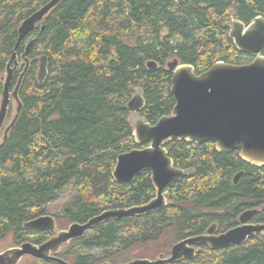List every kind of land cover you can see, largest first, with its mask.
Segmentation results:
<instances>
[{
  "label": "trees",
  "instance_id": "1",
  "mask_svg": "<svg viewBox=\"0 0 264 264\" xmlns=\"http://www.w3.org/2000/svg\"><path fill=\"white\" fill-rule=\"evenodd\" d=\"M48 0H0V76L17 42L21 21ZM264 16V0H63L32 32L30 67L19 89L22 109L0 146V241L42 242L45 231L23 228L45 212L60 194L73 195L56 212L59 223H84L107 208L143 204L155 195L150 173L131 182L112 177L117 156L138 147L128 122L130 86L143 90L139 115L155 124L171 113L168 59L189 63L200 74L215 62L242 64L224 23H248ZM27 39L15 51L23 61ZM47 58V75L36 79L37 57ZM157 63L155 69L146 62ZM251 61V60H250ZM2 80L0 79V94ZM11 108L6 119L8 122ZM176 167L191 172L174 182L167 204L143 215L109 218L69 242L58 255L72 264L109 260L122 264L136 257L169 254L177 241L238 224L239 213L260 207L253 223H264V166L242 160L239 151L216 150L211 141H165ZM242 172L237 182L235 174ZM191 260L173 264H264V231L245 243L212 250L198 246ZM103 253L93 260L92 251ZM55 264V263H48Z\"/></svg>",
  "mask_w": 264,
  "mask_h": 264
},
{
  "label": "water",
  "instance_id": "2",
  "mask_svg": "<svg viewBox=\"0 0 264 264\" xmlns=\"http://www.w3.org/2000/svg\"><path fill=\"white\" fill-rule=\"evenodd\" d=\"M61 1L48 0L23 19L17 28L16 45L0 76V146L7 139L22 109L18 92L30 67L28 54L34 41L32 32L38 25L43 29L44 18ZM224 26L228 27V36L235 47L253 59L242 64L220 60L200 74H196L189 63H181L176 57L168 59L165 69L171 73L170 92L175 104L171 113L162 115L155 124H150L139 115V110L144 106L142 88L129 87L128 122L138 147L117 156L112 177L117 182H131L136 175L148 171L155 189L154 197L143 204L104 209L84 223H69L66 229H57L55 217L51 214L29 218L23 223L24 229L45 231L50 236L39 244L23 241L15 247L0 248V264H22L28 257L39 262L72 264L58 253L93 226L111 217L119 219L143 215L150 210L163 208L168 202L166 194L172 184L191 172L190 169L174 165L164 147L167 140H187L195 144L211 141L220 152L238 150L245 162L264 166V16H256L248 23L233 19ZM23 39H27L20 55L24 65L12 86L13 75L19 65L15 48ZM37 59L36 79L42 83L47 75V58L40 55ZM146 67L155 69L157 63L148 60ZM10 108V118L5 124ZM241 175L242 172L235 174L234 182ZM258 211L260 209L257 207L241 211L237 217L238 224L222 232H217L218 224L213 222L204 233L190 235L174 243L167 256L158 253L154 258L136 257L122 264H173L193 259L201 245L217 250L245 243L264 231V223L249 222ZM94 264L111 263L103 260Z\"/></svg>",
  "mask_w": 264,
  "mask_h": 264
},
{
  "label": "rangeland",
  "instance_id": "3",
  "mask_svg": "<svg viewBox=\"0 0 264 264\" xmlns=\"http://www.w3.org/2000/svg\"><path fill=\"white\" fill-rule=\"evenodd\" d=\"M253 57L249 60H242V62H250V60H252ZM11 106V105H10ZM73 195L72 189L71 188H66L61 194L60 196L57 198L56 201H54L52 204L47 205L45 208V212L48 214H56V212L64 205V203L66 201H68V199ZM260 210H262V208L257 207ZM259 212V211H258ZM69 223L65 224V223H59V220H57V229H66L68 227ZM11 244V237L7 236L5 237L3 240L0 241V248L1 249H5L7 246H10ZM12 245V244H11ZM93 254V260L100 258L101 256H103V253L96 250V251H92L91 252ZM150 258V257H149ZM25 261H23L24 263ZM29 262V260H28ZM22 263V264H23Z\"/></svg>",
  "mask_w": 264,
  "mask_h": 264
},
{
  "label": "flooded vegetation",
  "instance_id": "4",
  "mask_svg": "<svg viewBox=\"0 0 264 264\" xmlns=\"http://www.w3.org/2000/svg\"><path fill=\"white\" fill-rule=\"evenodd\" d=\"M248 209V208H247ZM254 216V215H253ZM253 216L249 219V222H251V223H253L252 222V218H253ZM37 217V216H36ZM55 217V216H54ZM33 218V217H32ZM57 218L55 217V221H56V224H57ZM236 226V225H235ZM232 228V227H231ZM28 230H30V229H28ZM33 231H37V230H33ZM39 231V230H38ZM48 233V232H47ZM50 236V233H48V235L46 236V238L43 240V241H45L48 237ZM26 241H30V242H32V243H35L33 240H31V239H28V240H26ZM42 241V242H43ZM39 243H41V242H39ZM39 243H36V244H39ZM12 244V245H11ZM11 244H10V246H7V247H15L17 244H14V243H12V240H11ZM6 247V248H7ZM28 260H29V262H28ZM48 263H51V262H45V261H38L37 259H34V258H32V257H28V258H26V260H25V262L23 263V264H48Z\"/></svg>",
  "mask_w": 264,
  "mask_h": 264
}]
</instances>
